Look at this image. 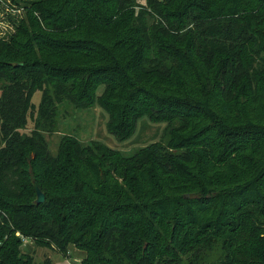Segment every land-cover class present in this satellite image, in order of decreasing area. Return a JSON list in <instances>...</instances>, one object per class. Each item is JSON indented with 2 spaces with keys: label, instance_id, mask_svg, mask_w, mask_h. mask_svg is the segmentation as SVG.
Listing matches in <instances>:
<instances>
[{
  "label": "trees",
  "instance_id": "1",
  "mask_svg": "<svg viewBox=\"0 0 264 264\" xmlns=\"http://www.w3.org/2000/svg\"><path fill=\"white\" fill-rule=\"evenodd\" d=\"M25 5L0 37V264H35L23 238L81 264H264V0ZM96 105L119 142L166 130L53 156L61 109Z\"/></svg>",
  "mask_w": 264,
  "mask_h": 264
},
{
  "label": "rangeland",
  "instance_id": "2",
  "mask_svg": "<svg viewBox=\"0 0 264 264\" xmlns=\"http://www.w3.org/2000/svg\"><path fill=\"white\" fill-rule=\"evenodd\" d=\"M30 0H0V37L8 38L15 32V26L19 25L18 19L24 15L25 3ZM104 86L100 88L101 94ZM41 92L34 98V103L39 106ZM109 115L99 105L88 109H77L74 106L63 107L59 114L57 129L53 133H45V139L50 148V153L55 156L58 146L64 136L75 137L82 145L88 146L97 141L103 145L119 151L124 156H133L143 147L153 142L160 141L166 130V123L151 122L146 116L141 118L136 127L135 135L126 141L119 142L108 130ZM33 124L29 125V130ZM23 252L33 257L35 264H44L47 259L53 264H81L86 257V252L69 247V254L64 255L49 247H40L34 244L30 238L23 243Z\"/></svg>",
  "mask_w": 264,
  "mask_h": 264
},
{
  "label": "water",
  "instance_id": "3",
  "mask_svg": "<svg viewBox=\"0 0 264 264\" xmlns=\"http://www.w3.org/2000/svg\"><path fill=\"white\" fill-rule=\"evenodd\" d=\"M35 192L36 197H38L36 203L39 205L43 204V202L46 200V196L44 195L43 191H41L37 183H35Z\"/></svg>",
  "mask_w": 264,
  "mask_h": 264
},
{
  "label": "built area",
  "instance_id": "4",
  "mask_svg": "<svg viewBox=\"0 0 264 264\" xmlns=\"http://www.w3.org/2000/svg\"><path fill=\"white\" fill-rule=\"evenodd\" d=\"M19 236H20V234H19ZM27 239H28V238H27ZM27 239L23 238V243L27 242ZM31 240H32V239H31ZM32 242H33V240H32Z\"/></svg>",
  "mask_w": 264,
  "mask_h": 264
}]
</instances>
